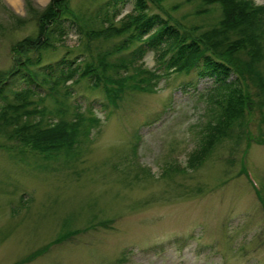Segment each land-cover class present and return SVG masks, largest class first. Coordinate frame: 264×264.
Here are the masks:
<instances>
[{"label": "rangeland", "instance_id": "374dc122", "mask_svg": "<svg viewBox=\"0 0 264 264\" xmlns=\"http://www.w3.org/2000/svg\"><path fill=\"white\" fill-rule=\"evenodd\" d=\"M50 1L0 0V71L12 67L13 45L37 33L30 10L44 11ZM136 3L71 0L81 20L65 22L61 41L43 53L41 66L68 59L84 68L92 55L114 49L125 36L96 41L88 31L120 27ZM159 6L188 28H210L222 16L220 4L200 0ZM148 7L161 13L155 3ZM17 19L23 25L14 29ZM166 47L149 49L138 62L153 72ZM163 72L154 92L128 91L117 105L90 79L74 82L78 76L56 94L36 98L46 120L85 123L75 149L60 156L0 147V264H264L261 111L250 115L243 139L235 132L191 167L212 118L206 112L215 84L196 73ZM4 144L11 143L0 137ZM170 167L180 172L165 175Z\"/></svg>", "mask_w": 264, "mask_h": 264}, {"label": "trees", "instance_id": "16d2710c", "mask_svg": "<svg viewBox=\"0 0 264 264\" xmlns=\"http://www.w3.org/2000/svg\"><path fill=\"white\" fill-rule=\"evenodd\" d=\"M70 1L51 0L44 11L30 10L37 21V33L13 45V65L0 71V137L11 143L0 147L12 151L21 145L59 156L75 149L84 118L52 123L38 109L36 98L44 92L45 96L56 94L76 76L74 82L88 78L93 87L103 89L113 105L128 91L154 92L163 76L161 71L188 76L196 73L199 79H212L215 88L210 90L208 102L213 105L206 112L212 118L205 125L202 147L191 159V167H199L215 146L235 132L243 139L255 110L264 117V5H256L255 0H200L206 6L220 4L221 19L210 28H188L174 23L168 11L159 6L162 0H137L135 12L120 27L110 24L88 31L90 39L96 41L125 36L120 45L92 55L84 68L68 59L41 66L43 53L54 50L61 41L65 22L77 25L81 20L70 10ZM148 1L161 13L151 14ZM22 22L17 19L10 26L20 28ZM138 41L140 44L134 45ZM164 43L167 47L158 57L159 66L153 72L146 71L138 60ZM131 47L134 50L125 55L123 51ZM115 54H122L117 62L111 61ZM17 85L23 87L14 89ZM178 170L167 168L165 175Z\"/></svg>", "mask_w": 264, "mask_h": 264}]
</instances>
